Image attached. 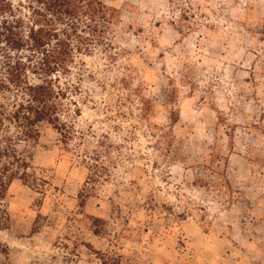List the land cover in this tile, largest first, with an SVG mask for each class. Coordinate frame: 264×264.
<instances>
[{"label":"rangeland","instance_id":"374dc122","mask_svg":"<svg viewBox=\"0 0 264 264\" xmlns=\"http://www.w3.org/2000/svg\"><path fill=\"white\" fill-rule=\"evenodd\" d=\"M103 1L106 45L51 78L72 137L40 125L1 202L0 264H264V0Z\"/></svg>","mask_w":264,"mask_h":264},{"label":"trees","instance_id":"16d2710c","mask_svg":"<svg viewBox=\"0 0 264 264\" xmlns=\"http://www.w3.org/2000/svg\"><path fill=\"white\" fill-rule=\"evenodd\" d=\"M116 13L103 0H0V94L15 99L11 110L0 101V231L9 225L1 202L15 180H27L28 148L39 126H51L65 140L73 135L59 119L64 93L51 78L69 72L75 52L104 45ZM4 120L14 135L4 130Z\"/></svg>","mask_w":264,"mask_h":264}]
</instances>
